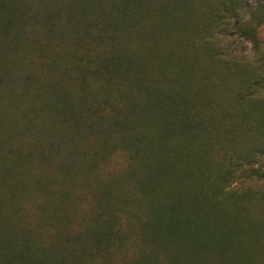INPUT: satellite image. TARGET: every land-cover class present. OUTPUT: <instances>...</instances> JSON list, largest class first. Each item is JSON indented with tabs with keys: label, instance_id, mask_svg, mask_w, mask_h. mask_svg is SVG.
Masks as SVG:
<instances>
[{
	"label": "rangeland",
	"instance_id": "rangeland-1",
	"mask_svg": "<svg viewBox=\"0 0 264 264\" xmlns=\"http://www.w3.org/2000/svg\"><path fill=\"white\" fill-rule=\"evenodd\" d=\"M116 1L16 0L18 10L0 9V264L27 246L31 264H264V0H191L196 17L178 23L186 33L167 38L155 27L170 22L159 9L173 2L142 0L114 42L106 26L121 20ZM206 14L213 39L200 22ZM112 48L148 68L126 69L132 84L122 95L120 77L94 73ZM193 58L208 73L212 104L199 116L214 135L170 138L182 155L189 138L192 154L186 165L167 164L158 144L168 116L150 95L166 74L151 66ZM193 158L200 168L188 182L170 179ZM186 186L199 200L219 186L224 213L244 210L241 224L259 225L246 238L263 243L217 247L225 232L214 221L170 234L167 196Z\"/></svg>",
	"mask_w": 264,
	"mask_h": 264
},
{
	"label": "trees",
	"instance_id": "trees-1",
	"mask_svg": "<svg viewBox=\"0 0 264 264\" xmlns=\"http://www.w3.org/2000/svg\"><path fill=\"white\" fill-rule=\"evenodd\" d=\"M173 2L172 5L169 6H163L159 10V14L164 16L167 19H170V22H164L163 24L156 25L155 28L161 31L164 38H167L171 33L173 32H179L186 33V27H181L178 25L179 20L181 22H184L187 20L190 16L196 17L193 15V4L191 0H171ZM16 0H0V9L8 11L18 10L16 9ZM142 0H117L115 2L116 5H121L120 15L121 20L119 21H109L107 26L112 33V37L110 38V41L116 40L117 33H122L124 30L127 29V26L130 27L131 22H129L132 15H130L131 12L135 10H139L141 7ZM72 6L74 4H71ZM74 7V6H73ZM225 7V8H224ZM222 11L224 9H227L226 6H221ZM220 8V9H221ZM20 9V8H19ZM229 9V8H228ZM1 12V11H0ZM183 13V14H182ZM189 13V14H188ZM105 16V15H104ZM107 18V17H106ZM215 17L211 14H206L203 16L202 20H200L201 23L205 25V30H203L204 33H207L210 35V37L214 38V33H209V28L211 27L210 24L214 22ZM172 21V22H171ZM8 22H12V18L8 19ZM128 24H127V23ZM126 23V27L124 28ZM209 24V25H208ZM209 27H208V26ZM173 29V31H172ZM187 31H188V25H187ZM203 33V34H204ZM114 35V36H113ZM114 45V44H113ZM152 45V44H151ZM210 47L208 49V45L205 46L204 50L205 53L210 56L211 52L209 51ZM124 50H118L112 48V51L109 53V56L104 59L100 67H98L96 70H94V73H96L98 76L104 78V80L111 81L115 76H118L121 78L116 83H120L121 88L119 89L120 95L124 93L125 88L124 86L128 87L130 84H132L129 80H127L126 75V69L131 68L135 69L136 71L140 72L144 75L148 68L147 66L143 65V62L141 60H134V61H126L129 57L125 56ZM202 51V52H203ZM174 53V52H173ZM204 54V52H203ZM176 55V54H175ZM179 55V54H178ZM178 55L177 58H175V61L178 62ZM180 56V55H179ZM182 55L180 56V58ZM195 59H191L188 61L187 64L182 63H172V65L168 63H153L151 67H155L157 71L161 73H165V86L163 87H153L152 92L150 93L151 96H154L156 98V106H158L160 109L164 110L166 115V122L163 125V137L160 139V144H158V150L161 160L163 158H167V164L171 163H181V164H187L186 161V155L189 157L192 154L190 145L191 142L189 141V138L185 139V145L186 148L184 150L186 151L185 155H182L179 152L178 148L172 147L171 144H169V139L173 138L174 136H187L188 133L195 134L194 132L200 133L205 138H211L214 133L212 130H208V120L210 119L207 115V117H200L199 110H209V107L212 104V98L210 97L209 93L207 91V86L209 84L208 82V73L206 68H202V66H198ZM169 73V74H168ZM164 75V74H163ZM110 84V83H109ZM115 84V83H114ZM133 84H137V82H133ZM135 86H139L138 84ZM133 88H135L133 86ZM208 113V111H206ZM134 113V112H133ZM135 114V113H134ZM209 118V119H208ZM134 128V120L126 119V128ZM140 140V139H139ZM140 143H136V145H139ZM139 152V147H135V154ZM168 159L171 161H168ZM21 158L16 157L12 161H19ZM190 168L187 166H181V171L177 172L176 174L172 172L170 179H175L176 183H186L188 182L189 177L191 178L193 176V172H197L200 166H197L194 158L190 159ZM241 160H238L234 163L236 164H230L228 169L225 170L223 176L224 179H227L228 176L232 175L233 169L232 166L239 167L241 164ZM174 163V164H175ZM159 165V164H158ZM154 169L157 165L151 164L150 167ZM172 169V166L166 165L164 168V173L158 175L162 183H165L167 179L166 173H168L169 170ZM1 171V170H0ZM158 178V179H159ZM211 178V177H209ZM147 180V179H146ZM145 182V185L148 184L151 186L152 182L156 180L154 176H152L149 180ZM5 181L4 174L0 172V188L2 184ZM168 184H171L168 180ZM153 185V184H152ZM155 185V184H154ZM174 188V187H173ZM12 191H16L15 187L11 188ZM192 187L186 186L184 190L182 191V194L180 192L176 193L175 191H170L168 197V206L166 207V218L167 220L163 222L165 224V228H167L166 231L170 233L173 232L175 228H181V227H189L190 225H196L197 222H201L203 225L207 222L211 225V222H219L220 225L224 226V232L225 234H220V237L216 240L215 245L217 247H220V244H224L226 247H229L230 245H233L234 241H239V243H243L248 248H252L253 251H256L257 248L263 243L261 240L262 238L256 239V238H249L247 239L246 236L251 234V231H254V228L256 226L259 227L256 223L249 222L250 225L249 228H246L244 224L242 223V219H247L246 214L244 210L239 209L238 206H232L233 209L228 210L229 213L225 214L224 210H222V206L227 204L225 201L226 198H223L220 196L221 189L219 186L217 188H214L211 193H207V197L199 200L194 193H192ZM212 195V196H211ZM170 196V197H169ZM212 199V200H211ZM206 200V201H203ZM213 201L212 203L210 202ZM239 201V199H236L232 202V205H235L236 202ZM204 202V204H203ZM231 216V222L227 220V218ZM192 217V218H190ZM208 219V220H207ZM230 220V219H229ZM191 221H195L196 223H192ZM234 221V222H232ZM217 223V224H219ZM215 224V225H217ZM213 225V224H212ZM233 230V236L232 234L228 233V230ZM172 234V233H170ZM252 235V234H251ZM223 236V237H222ZM233 236V237H232ZM232 239H234L232 241ZM214 244V242H213ZM225 247V248H226ZM30 246L25 249H23L19 256H13V258L9 260H5L3 264H31L27 258H29V252H30ZM239 253V252H238ZM238 255V254H236ZM239 256L242 257L243 254L239 253ZM239 259V258H238ZM74 263V262H72ZM52 264V263H50ZM246 264H249L246 262Z\"/></svg>",
	"mask_w": 264,
	"mask_h": 264
}]
</instances>
